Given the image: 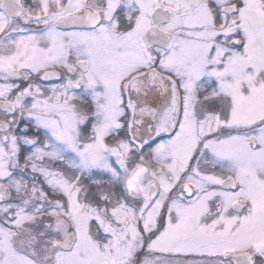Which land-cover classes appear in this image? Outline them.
Returning <instances> with one entry per match:
<instances>
[{
  "label": "snow or ice",
  "instance_id": "obj_1",
  "mask_svg": "<svg viewBox=\"0 0 264 264\" xmlns=\"http://www.w3.org/2000/svg\"><path fill=\"white\" fill-rule=\"evenodd\" d=\"M0 264H264V0H0Z\"/></svg>",
  "mask_w": 264,
  "mask_h": 264
}]
</instances>
